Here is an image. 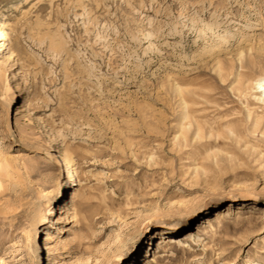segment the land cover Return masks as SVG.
Instances as JSON below:
<instances>
[{
  "label": "rangeland",
  "instance_id": "1",
  "mask_svg": "<svg viewBox=\"0 0 264 264\" xmlns=\"http://www.w3.org/2000/svg\"><path fill=\"white\" fill-rule=\"evenodd\" d=\"M1 30L0 264H264V0H0Z\"/></svg>",
  "mask_w": 264,
  "mask_h": 264
},
{
  "label": "bare ground",
  "instance_id": "2",
  "mask_svg": "<svg viewBox=\"0 0 264 264\" xmlns=\"http://www.w3.org/2000/svg\"><path fill=\"white\" fill-rule=\"evenodd\" d=\"M8 36V33L5 32V31H0V37H3V39H5L6 37ZM8 77V76H7ZM6 90L7 91H12L14 92L15 91V87L11 84V80L9 78H7L6 80ZM257 86H258V90H257V100L259 102H261L263 105H264V79H261L258 83H257ZM58 161L61 165V170H65L67 175L70 176L69 174H71V171H70V159L69 157L67 156V154H64V153H61L60 156L58 157ZM62 170V171H63ZM221 212L219 211L217 214H216V218L215 219H221ZM210 221V219L208 220ZM170 240L166 239L165 241L167 242L168 240V243L169 242H172V237L169 238ZM174 241V240H173ZM39 243V242H38ZM40 245V244H39Z\"/></svg>",
  "mask_w": 264,
  "mask_h": 264
}]
</instances>
